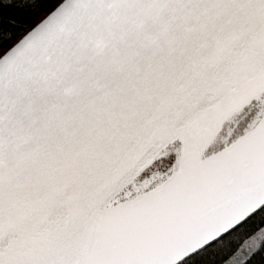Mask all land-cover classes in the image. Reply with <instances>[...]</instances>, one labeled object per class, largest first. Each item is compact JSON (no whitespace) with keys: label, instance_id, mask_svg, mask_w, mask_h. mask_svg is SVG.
Segmentation results:
<instances>
[{"label":"snow or ice","instance_id":"6c2138e0","mask_svg":"<svg viewBox=\"0 0 264 264\" xmlns=\"http://www.w3.org/2000/svg\"><path fill=\"white\" fill-rule=\"evenodd\" d=\"M0 264H264V0H0Z\"/></svg>","mask_w":264,"mask_h":264}]
</instances>
